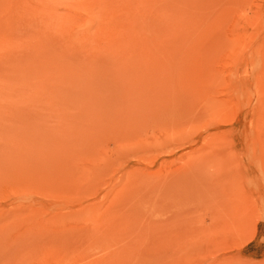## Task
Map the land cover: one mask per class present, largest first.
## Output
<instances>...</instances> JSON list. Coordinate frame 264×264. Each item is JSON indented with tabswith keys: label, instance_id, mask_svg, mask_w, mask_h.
<instances>
[{
	"label": "rangeland",
	"instance_id": "obj_1",
	"mask_svg": "<svg viewBox=\"0 0 264 264\" xmlns=\"http://www.w3.org/2000/svg\"><path fill=\"white\" fill-rule=\"evenodd\" d=\"M0 264H264V0H0Z\"/></svg>",
	"mask_w": 264,
	"mask_h": 264
}]
</instances>
